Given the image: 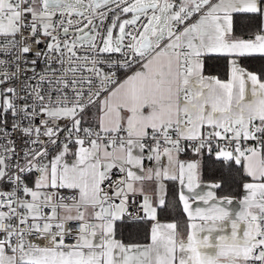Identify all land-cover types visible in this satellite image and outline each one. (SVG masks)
<instances>
[{
  "label": "snow or ice",
  "instance_id": "1",
  "mask_svg": "<svg viewBox=\"0 0 264 264\" xmlns=\"http://www.w3.org/2000/svg\"><path fill=\"white\" fill-rule=\"evenodd\" d=\"M0 264H264V0H0Z\"/></svg>",
  "mask_w": 264,
  "mask_h": 264
},
{
  "label": "trees",
  "instance_id": "2",
  "mask_svg": "<svg viewBox=\"0 0 264 264\" xmlns=\"http://www.w3.org/2000/svg\"><path fill=\"white\" fill-rule=\"evenodd\" d=\"M261 66H262L261 62H257L255 65H251L250 67H252L256 71H259L261 69ZM209 71L211 73H213V74L220 75L222 78L224 76V66H223V64H221L219 67H212V68L209 69ZM212 178L213 177H212V174L210 172L209 173H205L204 176H203V180L204 181H211ZM170 188L174 189L175 185L170 184ZM230 192L235 197H238L240 195V189L239 188H232L230 190ZM160 219L170 220V221H172V220H181V222H182L184 217H183L182 212L177 210V211H170V212H168L166 214H161ZM118 238H120V237H118ZM122 238L127 240L128 239V234L125 233ZM141 239H142V237H141Z\"/></svg>",
  "mask_w": 264,
  "mask_h": 264
},
{
  "label": "crops",
  "instance_id": "3",
  "mask_svg": "<svg viewBox=\"0 0 264 264\" xmlns=\"http://www.w3.org/2000/svg\"><path fill=\"white\" fill-rule=\"evenodd\" d=\"M145 164H146V166H150L151 165V162H148V161H145ZM204 181V180H203ZM208 182H210V181H204V183L202 184V187L205 189V190H207V184H208ZM198 191H199V189H198ZM240 196V195H239ZM238 196V197H239ZM229 207H236V208H239V204H238V202L236 201V200H234V203H233V205L232 206H229ZM161 221L162 222H168V221H170V220H163V219H161Z\"/></svg>",
  "mask_w": 264,
  "mask_h": 264
}]
</instances>
